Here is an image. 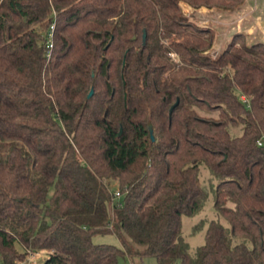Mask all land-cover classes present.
I'll list each match as a JSON object with an SVG mask.
<instances>
[{"label": "trees", "instance_id": "1", "mask_svg": "<svg viewBox=\"0 0 264 264\" xmlns=\"http://www.w3.org/2000/svg\"><path fill=\"white\" fill-rule=\"evenodd\" d=\"M239 1L0 0V264H264V43L212 56L181 6ZM201 166L229 226L191 254Z\"/></svg>", "mask_w": 264, "mask_h": 264}, {"label": "rangeland", "instance_id": "2", "mask_svg": "<svg viewBox=\"0 0 264 264\" xmlns=\"http://www.w3.org/2000/svg\"><path fill=\"white\" fill-rule=\"evenodd\" d=\"M256 1L260 5L264 4V0H256ZM188 13L186 14L191 20L195 21L197 24L201 26H206V18L204 16H201L199 13L194 11L197 17L192 18L190 17L191 15L189 16L190 13L189 14ZM227 43L228 42H226L225 46L227 45ZM241 43L242 42H240V44ZM223 44L224 42L220 39V37H218L216 39L214 48L218 51L219 50L222 51L224 49L223 47H225ZM215 49H212L209 52L212 56H216L218 54L215 52ZM198 112L203 116H215V117L218 116V112L209 113L206 110H200V109H198ZM232 132L235 134H240L241 131L239 127H235V128H232ZM200 181H201V184L209 192L208 198L203 206V209L195 215H192V216L183 215L182 216V234L185 240L189 244V251L191 254H194L198 246H201L204 243V234H205L207 225L205 224L201 229L197 231H193L194 226L197 223H199L202 219L219 220L223 225L229 226L228 221L223 216L218 214L214 208V196L211 190V184L215 185L216 180L211 179L208 169L204 166H201L200 168ZM94 241L97 243H109V244H113L116 246H120L118 239L116 238V236L112 234L95 235ZM45 259H46V255L44 253H40L35 256L33 263H27V259H26L25 260L26 262L24 264H44ZM118 264H158V262L153 257H143V258L134 257L130 259L125 256H120L118 259ZM176 264H179V263H176Z\"/></svg>", "mask_w": 264, "mask_h": 264}, {"label": "crops", "instance_id": "3", "mask_svg": "<svg viewBox=\"0 0 264 264\" xmlns=\"http://www.w3.org/2000/svg\"><path fill=\"white\" fill-rule=\"evenodd\" d=\"M181 6L185 14L189 11L190 14H188L192 18L197 17L194 11L206 18V27L212 28L215 32L212 49H215L218 37L225 46L226 42L228 45L238 34L247 44L264 43V4L260 5L256 0H240L232 9L194 8L185 2H182ZM215 52L221 51L215 49Z\"/></svg>", "mask_w": 264, "mask_h": 264}, {"label": "built area", "instance_id": "4", "mask_svg": "<svg viewBox=\"0 0 264 264\" xmlns=\"http://www.w3.org/2000/svg\"><path fill=\"white\" fill-rule=\"evenodd\" d=\"M241 99L243 100V102L249 103L248 98L244 94H241ZM119 196H120L119 193H117V197H119ZM36 255L37 254H34L32 252H29L28 255H27V258H26L27 259V263H33ZM25 262L26 261L23 260V261H20L19 264H24Z\"/></svg>", "mask_w": 264, "mask_h": 264}, {"label": "water", "instance_id": "5", "mask_svg": "<svg viewBox=\"0 0 264 264\" xmlns=\"http://www.w3.org/2000/svg\"><path fill=\"white\" fill-rule=\"evenodd\" d=\"M145 36H146V33L144 31V34H143V39H145ZM94 93V88L92 87L89 94H88V98H90ZM149 132H150V136H151V139L154 140V135H153V128H152V125L149 124ZM121 133V132H120Z\"/></svg>", "mask_w": 264, "mask_h": 264}]
</instances>
